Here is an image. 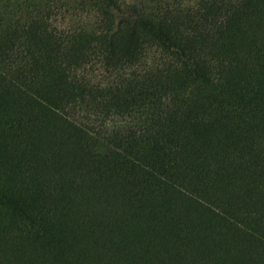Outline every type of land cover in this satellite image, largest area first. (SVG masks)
<instances>
[{
    "label": "trees",
    "instance_id": "1",
    "mask_svg": "<svg viewBox=\"0 0 264 264\" xmlns=\"http://www.w3.org/2000/svg\"><path fill=\"white\" fill-rule=\"evenodd\" d=\"M89 3L18 20L0 264H264V0Z\"/></svg>",
    "mask_w": 264,
    "mask_h": 264
},
{
    "label": "rangeland",
    "instance_id": "2",
    "mask_svg": "<svg viewBox=\"0 0 264 264\" xmlns=\"http://www.w3.org/2000/svg\"><path fill=\"white\" fill-rule=\"evenodd\" d=\"M89 4V0L87 2L84 0H0V160L10 156L9 149L16 140L15 130L8 121L15 107H19L18 104L12 103L14 96L20 95L13 94L7 80L10 66L16 57L14 52L11 53L15 48V44L11 46V42L15 41L13 40L15 34H21L18 20L23 23L22 20L27 19L34 8L41 9L48 5L54 8L60 6L67 9L68 7L70 10L68 14H73L71 17L75 21L80 18V13H83L81 18L84 20ZM76 12L80 13L76 15ZM1 177L7 186L18 185L17 182L4 176V173Z\"/></svg>",
    "mask_w": 264,
    "mask_h": 264
}]
</instances>
